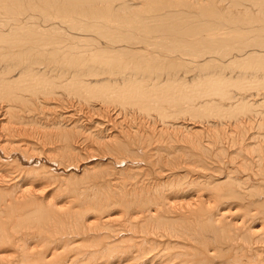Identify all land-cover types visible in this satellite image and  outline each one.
I'll return each instance as SVG.
<instances>
[{
	"label": "bare ground",
	"instance_id": "obj_1",
	"mask_svg": "<svg viewBox=\"0 0 264 264\" xmlns=\"http://www.w3.org/2000/svg\"><path fill=\"white\" fill-rule=\"evenodd\" d=\"M0 264H264V0H0Z\"/></svg>",
	"mask_w": 264,
	"mask_h": 264
},
{
	"label": "rangeland",
	"instance_id": "obj_2",
	"mask_svg": "<svg viewBox=\"0 0 264 264\" xmlns=\"http://www.w3.org/2000/svg\"><path fill=\"white\" fill-rule=\"evenodd\" d=\"M54 107V108H53ZM53 107H50L51 108V110H50V112H49V115H46L45 116V119L43 120V123H51V124H53V121H47V119L49 120V118H50V120L51 119H54V120H57L58 122L60 121V122H62L61 120L64 118V116H62L61 115V113L62 112H60V113H58V109L56 108V106H53ZM54 110H56V111H53V109ZM66 116V115H65ZM59 117H61V118H59ZM47 118V119H46ZM44 121H46V122H44ZM96 122H99V118L96 120ZM62 125H64V123L62 122L61 123ZM44 131H45V129H43ZM44 183H45V185H44ZM51 183H53V184H51ZM38 185V187H40V189L42 188H45V189H43L44 191H45V194L47 193V196L50 198V199H53V200H63V196H62V194H64V193H62V192H60V193H57L58 192V189H59V184L57 185V183H54V182H43L42 184L40 183H38L37 184ZM44 185V186H43ZM49 185V186H48ZM43 186V187H42ZM46 186V187H45ZM48 186V187H47ZM56 187V188H55ZM48 188V189H47ZM54 188V189H53ZM49 189H51V191L49 190ZM51 192H53V193H51ZM55 194H56V196H55ZM55 197V198H54Z\"/></svg>",
	"mask_w": 264,
	"mask_h": 264
}]
</instances>
